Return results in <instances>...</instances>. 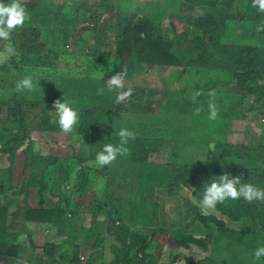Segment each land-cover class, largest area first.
Wrapping results in <instances>:
<instances>
[{
  "label": "trees",
  "instance_id": "obj_1",
  "mask_svg": "<svg viewBox=\"0 0 264 264\" xmlns=\"http://www.w3.org/2000/svg\"><path fill=\"white\" fill-rule=\"evenodd\" d=\"M59 1L20 0L29 18L12 32L10 41L2 40L3 46L9 43L14 52L23 53L16 72L0 63L4 71L0 72V159L9 162L0 165V264H83V250L89 251L88 264L99 257L106 258L101 264H207L201 254L217 233L228 236V247L238 252L235 263L264 264V257H254L255 250L264 246V201L229 198L208 216L199 207L204 188L225 173L264 189V123L257 120L264 114V12L252 6L253 0L245 4L193 0V5L157 0L163 8L152 7L150 0H97L93 11L84 13L72 0ZM0 2L7 5L11 0ZM171 13L179 16L181 31ZM93 19L92 25L82 27L86 37H77L79 24ZM81 46L86 60L79 68L63 61L71 56L66 50ZM42 65H50L55 78H48L45 87L37 90L42 77L33 72ZM71 66L77 68L73 76L64 72ZM166 67L180 68V73L173 70L179 76L166 77L169 83L162 89L138 84L142 73ZM195 67L200 70L194 77ZM119 72L125 74V83L133 85L126 106L117 103L118 92L107 86V80ZM27 76L37 88L17 92L16 83ZM76 86L81 90L73 101ZM101 88L109 91L101 95ZM197 91L203 94L193 102ZM138 94L143 96L140 100ZM57 99L78 112L79 121L67 134L90 137V151L86 157L68 158L50 152L41 156L45 164H36L34 134L58 140L65 134L57 114L41 110L35 115L36 109ZM209 102L218 105L215 120L208 118ZM197 108L199 115L194 114ZM129 117L134 126L136 119L143 121L127 144L129 154L98 166L97 153L106 144H118L119 128ZM243 119L250 127L257 121L260 136L229 140ZM200 143L206 156L188 149ZM161 151L168 155L160 156ZM19 154L25 156L23 181L15 177ZM90 171L111 175L104 198L98 181L87 184L83 177ZM119 178L125 180L120 183L124 192L129 187L138 192L144 186L152 191L146 198L139 196L138 205L129 210L119 205L122 196L115 189ZM94 205L104 209L103 218L99 223L92 219L88 234L79 236ZM38 227H44L46 246L41 251L47 259L38 257L34 247L32 232ZM22 236L25 240L20 242ZM150 241L155 249L160 242L169 247L163 262L155 251H147ZM154 256L157 261L152 263Z\"/></svg>",
  "mask_w": 264,
  "mask_h": 264
},
{
  "label": "rangeland",
  "instance_id": "obj_2",
  "mask_svg": "<svg viewBox=\"0 0 264 264\" xmlns=\"http://www.w3.org/2000/svg\"><path fill=\"white\" fill-rule=\"evenodd\" d=\"M64 1L67 0H60L59 2L63 3ZM74 1L77 5H79L80 11L82 13H84L85 11L87 12L88 10H91V6L96 5L97 4V0H72ZM116 1V0H114ZM244 4H245V0H241ZM149 4L154 7V8H163V5L160 3V1L157 0H150L148 1ZM185 2L188 4L193 5V0H185ZM103 7L105 8V5H103ZM88 9V10H86ZM185 11H188V8L185 9ZM171 16H175L173 13H171ZM179 16H175V23L177 25V28L181 31L182 27V23L179 21ZM94 23V19L91 20V22H86V23H80L79 24V28L76 31V35L77 37H81L84 38L86 37V33H84L82 31V27L84 25H88V24H93ZM4 41L0 40V63L4 62L5 64L7 63L8 65H6V69L8 71H12L16 72L18 69V66L21 65V57L20 54L23 53L22 50L19 51H13L11 53L6 51V47L9 45L6 44L5 46H3ZM11 45V44H10ZM50 46V45H49ZM43 52H45L46 48L43 47ZM66 52H69L71 54V56L69 58H64V62H69L71 64L76 63V67L79 68L78 66L81 65L86 59V54H85V50L81 47H77L74 49V51H70V50H66ZM92 57L89 56L87 59L90 60ZM10 64V65H9ZM89 63L87 64L88 67ZM2 67V66H1ZM86 67V68H87ZM58 69L64 70L63 68H61L60 66H57ZM75 67L71 66L70 69H65L64 72H69L72 76L73 74H76V69ZM90 69H94V67H89L86 70H90ZM173 70H177L176 67H166L163 70H158V69H149L146 73H142V75L140 76V78H138V84L140 85H145L144 88H149V89H154V88H158V89H162L163 87L166 86V84L169 83V81L166 79V77H172V76H176L178 77L179 75H176L175 72H173ZM194 77L196 76V72H198L200 70V68L195 67L194 69ZM0 72H4L2 69H0ZM177 73H180V68L176 71ZM34 74L39 75L40 77H42V83L39 85V87L37 88V82L33 79V84L35 86V89L37 88V90L42 89L43 87H45V82L48 78H55L54 72H51L50 70V65H42L37 67L34 72ZM218 72L215 73V75ZM8 74V73H7ZM193 78V77H192ZM173 82H176V80H174ZM124 89L123 91H127V89L129 87H131L133 89V85L130 82L125 83L124 80ZM176 87H179L177 84H175ZM212 88H217V87H213L210 86ZM3 88L0 87V96L3 93L2 92ZM81 88L80 87H75L74 89V93L71 95V97H73V101H75V99L78 97L77 92L80 91ZM105 91H109L107 90V88H104ZM120 90H114V92H119ZM41 96L43 97V94L40 93ZM142 95L138 94L137 95V99L140 100V97ZM116 97V95H114V98ZM143 97V96H142ZM130 100H128L127 98L123 101V103L125 104V106L129 103ZM2 102L0 101V104ZM41 110H45V112L48 113H52V114H56V109L53 107V104H51L49 107H45V108H38L35 110V115L41 111ZM132 111V110H131ZM245 112L248 114V118L247 119H251L252 115L250 113H248V110L245 109ZM129 113V112H127ZM1 115H5V112H2ZM132 115L135 117L134 113L132 112ZM136 118V117H135ZM258 122H263L264 123V114L257 119ZM142 119L138 118L135 120V126L133 124V118L129 117L121 126L119 129L122 128H126L128 130L133 131L135 134L139 133V130L137 129L139 126H141L142 123ZM13 126H15V124H13ZM251 127H254L251 128ZM251 127L249 125H247L246 120H239L237 122L236 125V129L234 130V134L232 133L229 137V140L231 141H243L245 140L244 138L247 137V141L252 140L253 138H258L260 136L259 133H261L262 131H260V126L257 123V121L254 122V124L251 125ZM260 131V132H258ZM34 147H35V151L37 152V161L36 164H40L43 165L45 164V160L43 158H41V156H47L48 153H54L55 155L60 154L61 157H72V156H77V155H81V156H88L89 153V142H90V137L88 136H82V135H78V134H63L62 138H59L60 140H58V137H52L51 135V139H49L48 137H44L39 135L38 133L34 134ZM51 141L50 143H48V141ZM119 140V137H118ZM120 143V140L118 142V144ZM113 145H118V144H114ZM51 146V147H50ZM201 148V149H199ZM205 145L204 143H200L196 146H189L188 149L193 152V153H198L200 156H206V153L203 151L205 149ZM188 154H190V152H188ZM160 156L162 157H166L168 155V153L166 151H161L159 153ZM19 157L16 158V170H15V177L17 180L19 181H23L24 178L26 177V173L24 172V166H25V159L23 157V155L19 154ZM205 159V158H204ZM61 164L60 161H58V166L59 167ZM89 162L86 163V165L89 167ZM0 165L2 166H7L9 165V162H7V159H0ZM88 167L84 168L85 171L88 169ZM76 175V178L78 176L77 171L74 172ZM109 176H111L110 174L107 175H103V176H99L97 175L95 172L90 171L88 174L84 173L83 177H86L87 179V184H90L92 182L98 181V189L100 192V197L104 198L105 196V188L108 186V180H109ZM55 180H59V175L57 173V175L55 176ZM125 180L119 178L118 179V183L115 186L116 189V193L120 196H122V200L119 202V205H122L125 208L133 209L138 205L139 202V196L141 197H147V192H151L152 191V187L151 186H144L143 189H141L140 191L137 192V190H135V188L133 187H129L124 191L121 190V186L120 183H124ZM35 187V185L33 186ZM19 194H23L22 192H19ZM36 193L34 191L31 192V196L30 198L32 199V202L35 204V200H37L35 198ZM155 200L150 202V206L151 208L155 206ZM95 206V205H94ZM170 206V205H169ZM103 213H105L104 209L100 206H95L94 210L91 212H89L88 214V218H86L85 222L82 223L84 225L83 228H79L77 234L79 236H85L88 234V229L90 227V222L92 221V219L96 222H101L102 220V215ZM44 229V227H38L36 229L33 230L32 234H33V239L35 241L34 247L37 253V256L39 257L40 255L42 256V248H43V242H44V238L43 237H38V232H41ZM228 236L223 237L221 233H217L216 235H213V239H210V246L208 248L203 249V253L201 254V256L204 257L205 263H210L212 261V259L215 260V264H237L235 263L236 259H237V255L238 252L236 250H234L233 247H228L230 245V242L227 238ZM214 239L216 240V243L214 241ZM19 241H21V239H18ZM30 247V246H29ZM50 247H53L50 246ZM31 249V248H29ZM210 250L213 251L212 255H210ZM1 251V249H0ZM148 252L154 253L155 251V255L159 258V262H163L164 258L166 257L165 254H169L170 253V249L167 246L166 243L164 242H160V248L154 247V242L150 241V243L148 244V248H147ZM30 251H29V256H30ZM89 253L85 250H83L82 256H81V261L83 262V264H88V256ZM85 257L84 259L82 257ZM112 257V255H111ZM140 257V256H139ZM42 258L44 259V257L42 256ZM141 258V257H140ZM100 258H97L96 260L92 261L90 264H96L97 261ZM106 259V258H103ZM157 261V258L154 256L151 258V262L155 263ZM101 264V263H100Z\"/></svg>",
  "mask_w": 264,
  "mask_h": 264
},
{
  "label": "clouds",
  "instance_id": "obj_3",
  "mask_svg": "<svg viewBox=\"0 0 264 264\" xmlns=\"http://www.w3.org/2000/svg\"><path fill=\"white\" fill-rule=\"evenodd\" d=\"M253 7H258L260 12H264V0H253ZM198 14L203 15L200 9H197ZM25 8L21 5L20 0H11V3L5 4L0 2V40L10 41L12 32L17 26H23L25 20L28 19ZM6 51L11 53L13 49L9 44ZM125 74L119 72L107 80L109 90H120L117 94V103L124 101L126 98L133 94V89L129 87L127 91H123ZM25 89L34 91L35 86L31 76H27L18 81L15 86L17 92H23ZM104 90L98 89L99 94H103ZM202 91H197L193 97V102L196 98L202 95ZM58 116L59 127L63 133L73 132L75 126L79 121V115L76 110L70 105L69 102L63 99H57L53 103ZM209 119L215 120L219 114L218 105L214 102H209ZM201 109L197 108L194 112L195 115L200 114ZM120 143L118 145L106 144L102 151L96 155V163L98 166L103 167L111 164L118 155L125 156L129 154L127 144L130 139L134 140L136 134L126 128H122L117 133ZM241 177H231L225 173L218 178H213L212 181L204 188L203 199L199 205L201 214L204 216L210 215L216 208L218 203H223L227 199L237 200L241 197L249 203L255 200L264 201V189L258 188L253 184L241 183ZM255 259L264 257V246L258 247L254 252Z\"/></svg>",
  "mask_w": 264,
  "mask_h": 264
},
{
  "label": "crops",
  "instance_id": "obj_4",
  "mask_svg": "<svg viewBox=\"0 0 264 264\" xmlns=\"http://www.w3.org/2000/svg\"><path fill=\"white\" fill-rule=\"evenodd\" d=\"M19 156H17L16 158H18ZM24 157V159H25V156H23ZM8 160V159H7ZM17 163V162H16ZM8 166V165H7ZM38 237L40 238V237H43V238H45V235H44V233L43 232H38ZM25 240V238L22 236L21 237V241L20 242H23ZM34 240V239H33ZM46 246V244L43 242V248ZM88 253H89V251H87ZM44 254V253H43ZM100 258V257H99ZM97 259V258H96ZM96 259H94V260H96ZM93 260V261H94ZM102 261H103V258H100L98 261H97V263L96 264H100V263H102Z\"/></svg>",
  "mask_w": 264,
  "mask_h": 264
},
{
  "label": "built area",
  "instance_id": "obj_5",
  "mask_svg": "<svg viewBox=\"0 0 264 264\" xmlns=\"http://www.w3.org/2000/svg\"><path fill=\"white\" fill-rule=\"evenodd\" d=\"M44 259H47V256H44Z\"/></svg>",
  "mask_w": 264,
  "mask_h": 264
}]
</instances>
